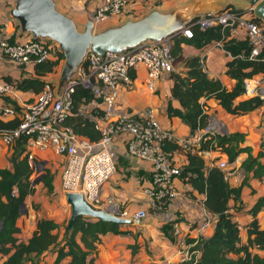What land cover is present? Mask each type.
Here are the masks:
<instances>
[{
  "label": "trees",
  "instance_id": "obj_1",
  "mask_svg": "<svg viewBox=\"0 0 264 264\" xmlns=\"http://www.w3.org/2000/svg\"><path fill=\"white\" fill-rule=\"evenodd\" d=\"M225 8L234 9L233 5H227ZM14 26L13 32L1 34L0 38L6 36L8 42L14 41L18 32L17 23H14ZM212 40L219 41L221 47L230 54V58L225 61L224 70V73L234 80V84L229 88L225 87L218 78L207 76L198 55H182V44L200 47ZM45 41L48 44L51 40L45 39ZM168 51L172 64L178 61L181 68L168 72L169 96L176 100L177 105H173L168 99L164 110L166 116L178 117L187 127L188 135L193 134L196 129L204 128L207 123L208 114L204 111L203 99L212 98L226 112L234 115L246 113L262 104L263 99L258 95L236 98L242 94L243 77L264 71V51L249 57L247 39L231 36L228 27L220 24L204 29L193 26L190 37L172 36ZM62 59V53L57 48L53 58L32 63V74H21L16 79L4 76L3 80L11 82L16 89L30 90L35 94L41 89L46 75L56 71ZM80 66L86 67L85 59ZM130 76L134 78L135 75L131 72ZM69 98V113L64 116L62 123L70 126L74 133L89 141H97L100 132L95 128L94 120L88 114L100 116L101 110L94 106L88 113H83L80 107L92 100L99 102L100 98L95 97L90 88L81 83L74 84L72 91L69 92ZM3 100L4 103H10L18 110L19 106L15 100L7 96H4ZM18 121L16 115L7 120L0 119V129L4 131L13 129ZM25 139L26 135L23 133L14 139L9 145L8 166L0 168V255L4 256L0 264H38L40 255L47 250L55 254L51 264H59L66 257L68 260L65 264H95L93 254L102 234L106 232L132 234L131 230L123 228L121 223L79 215L74 218L67 231L63 230L60 238L59 232L64 227L66 219L58 223L48 217L35 219L34 229L25 241L15 235L18 231L16 219L19 216V206L28 194L34 192V183L41 181L46 194L49 196L53 194V173L49 169L44 167L37 178L31 177L33 168L28 165L24 152ZM243 140L244 133L240 131L224 133L212 131L206 133L198 145L189 144L187 147H182L174 141H163L162 149L171 158L173 151H183L184 161L178 166L177 177L203 194L202 204L214 216L212 233L206 238L197 240L193 246H189L188 258L168 264H264V255L258 253V250L264 249V229L260 227L257 219V214L264 210V137L260 139L255 154L251 153L249 145L241 144ZM204 149L217 150L224 154L229 164H234L239 154L244 153L239 163L242 176L236 185H230L216 165L205 163L198 153ZM118 160L121 162L120 157ZM121 164L124 166L123 162ZM135 173L139 175L141 170L138 169ZM249 177L262 182L263 192L257 195L247 209L249 218L243 224L246 236L242 241L240 225L229 209L232 207L236 210L241 207V189L248 185ZM229 201H233L232 205ZM162 207L161 204L160 208ZM157 209L149 206L151 211ZM174 222V219H171L159 226L162 234L170 241H174L172 233ZM184 240L189 244L195 242V239L190 238L186 233ZM128 247L134 251L137 244H128ZM195 250L198 251L197 255L194 253Z\"/></svg>",
  "mask_w": 264,
  "mask_h": 264
},
{
  "label": "built area",
  "instance_id": "obj_2",
  "mask_svg": "<svg viewBox=\"0 0 264 264\" xmlns=\"http://www.w3.org/2000/svg\"><path fill=\"white\" fill-rule=\"evenodd\" d=\"M140 1L142 0H100L88 17L94 28H100L110 18L118 21L128 17L135 18L140 16V12L129 5ZM241 10L224 8L212 15L195 17L183 29L163 41H142L121 52L105 51L100 56L88 50L84 56L86 67H77L76 79L68 81L61 94L55 92L52 80L45 79L41 89L29 100L17 103L18 110L10 103L3 102L0 105V119L7 120L14 115L19 119L13 129H0V142L9 146L18 135L25 134L24 152L28 165L33 169L39 153L49 149L59 154L64 161L59 174L60 188L64 193L79 192L92 206L96 205L102 183L111 177L115 169L118 152L113 139H117L124 146L125 155L138 161L147 170L150 180L143 190L149 197V206L159 209L161 204L164 205L177 194L172 180L179 172V165L162 149L163 141H174L182 147L198 145L206 133L212 132V120L210 122L208 117L204 128L196 129L191 135L177 137L171 129L159 123L156 110L152 106L135 112L127 109L116 110L118 94L121 89L131 88L133 78L130 73L138 68L144 70V87L154 92L158 78L173 68L168 51L171 37H190L193 26L201 29L216 24L226 26L231 33H241L247 39L249 57L264 51V21L256 19L247 6H243ZM45 39L28 35L21 40L15 38L8 42L6 36H3L0 38V56L8 57L18 64H32L53 58L54 42L47 44ZM215 43L221 46L219 41ZM76 83L89 87L93 95L100 98L99 102H90L101 110V115L88 114L100 132L97 141H89L62 123L64 116L69 113V92ZM12 87L9 82L0 79V96H7ZM242 94L246 97L258 95L264 101V71L243 77ZM87 104H83L80 109L87 107ZM208 151L209 149H204L198 153L204 156ZM212 164L221 170L226 181L240 180L241 173H237L235 165L229 164L225 158L216 157L210 163ZM107 203L113 205L110 199H107ZM109 211L117 213L115 207ZM117 214L139 220L147 212L144 208H137L122 209ZM169 220L171 219L167 221ZM172 229L173 235L178 236L177 244L186 248L188 258L191 244L185 242V233L178 231L175 222Z\"/></svg>",
  "mask_w": 264,
  "mask_h": 264
},
{
  "label": "crops",
  "instance_id": "obj_3",
  "mask_svg": "<svg viewBox=\"0 0 264 264\" xmlns=\"http://www.w3.org/2000/svg\"><path fill=\"white\" fill-rule=\"evenodd\" d=\"M59 4L66 5V0H58ZM187 0H179L168 6V8L181 4ZM9 5H12L13 0H6ZM244 3V0H240ZM139 2L130 4L135 9L138 8ZM5 9H0V35L10 34L15 29L16 23L10 17L4 16ZM166 9V8H162ZM145 12V11H144ZM142 12V13H144ZM85 18L82 19L84 21ZM114 18H110L106 24L114 23ZM15 38L18 40L30 35L29 33H21L17 28ZM231 36L236 38H243L241 33H231ZM181 52L183 56L198 55L201 59V65L208 77L218 78L225 87L229 88L234 84V80L229 78L225 73V61L230 58V54L226 52L215 41H209L200 47H194L190 44H182ZM172 69L181 68L178 61L172 64ZM56 71L50 72L45 79L53 80V75ZM21 74H32L31 63L18 64L10 58L0 56V79L4 76H9L11 79L18 78ZM52 75V76H51ZM131 88L121 89L116 101V110L127 109L130 111H139L147 106H152L156 110V115L159 123L166 128L171 129L177 137H184L188 135L187 127L180 122L176 116H166L165 105L168 99L173 105H177L175 99L169 96L170 79L167 74H162L156 84L154 92L148 91L143 83L144 70L138 68L134 72ZM12 86L13 84L9 82ZM34 94L30 90H19L15 87L11 88V92L7 95L9 99L20 103L24 100H29ZM243 94L236 99L244 98ZM4 96H0V105L4 102ZM204 100V111L208 114L216 124L223 126L224 132L240 131L244 133V140L242 145H249L251 153L255 154L259 148L260 139L264 137V101L257 108L243 114H230L226 112L221 106L215 103L212 98ZM87 108L94 107L88 103ZM215 131V130H213ZM218 132V131H215ZM113 144L118 152L117 162L111 177L102 183L99 191L101 201L97 205L100 208L110 210L117 205L119 209L134 210L137 208H144L147 212L146 216L136 220L132 223L122 224L123 228L131 230L132 234H114L106 232L100 236V241L97 243L96 252L93 254L95 264H168L170 262L177 263L187 258L185 252L186 248H181L177 244L178 236H174V241H170L162 234L159 226L168 219H174L178 227V231L188 234L190 238L197 240L208 237L213 231L214 216L210 214L203 206V194L194 190L189 183L182 181L179 177H174L172 184L176 190V195L165 202L162 208L148 212L149 197L144 192L143 188L149 184V175L142 165L127 155H125L124 146L117 140L113 139ZM10 152L9 146L0 142V168L8 166L7 155ZM121 158V162L118 160ZM205 163H210L216 157L225 158L224 154L217 150L209 149L206 155L202 156ZM244 157V153L239 154L234 165L236 170L241 173L242 169L239 167L240 160ZM55 159L63 160V158L51 150H45L38 154L35 160V168L31 177L40 174L42 168L49 169L53 173V194H56L57 199L64 195V192L59 185L58 170L54 173ZM172 159L176 164L184 161V154L182 150L173 151ZM141 170L137 175L136 170ZM34 178V179H35ZM230 185H236L238 182H228ZM34 192L28 194L23 200V206L19 216L16 219L18 231L15 235L25 241L31 234L35 226V219L38 217H48L61 223L68 217V210L61 206L56 198L48 199V194L41 181L34 183ZM263 192L262 182L256 178L249 177L248 185L243 186L240 193V208L233 209L230 207L233 218L239 223V232L241 240H245V230L243 224L248 220L249 216L247 209L255 201L257 195ZM43 194V195H39ZM113 199L114 204H108L107 199ZM239 201L237 200L236 203ZM233 201H229L232 205ZM118 213V212H117ZM257 219L261 228L264 229V210L257 214ZM130 224V225H129ZM64 228V227H63ZM63 228L59 232V238L63 234ZM135 243L137 247L134 251L128 247V244ZM197 255L198 251H194ZM259 254L264 255V249L258 250ZM54 253L50 250L45 251L40 255L38 264H51L54 259ZM4 256L0 255V263ZM68 258H63L59 264H65Z\"/></svg>",
  "mask_w": 264,
  "mask_h": 264
},
{
  "label": "water",
  "instance_id": "obj_4",
  "mask_svg": "<svg viewBox=\"0 0 264 264\" xmlns=\"http://www.w3.org/2000/svg\"><path fill=\"white\" fill-rule=\"evenodd\" d=\"M187 0L170 8H150L135 18H124L116 23L94 28L88 17L78 28V22L59 10L55 0H13L6 10L21 33H29L33 38H46L54 42L63 59L56 77L52 80L57 94L64 85L76 79V69L88 50L102 56L105 51L121 52L146 40L163 41L173 33L183 29L198 16H208L223 10L227 5L241 10L250 8L256 19L264 21V0ZM69 205V214L64 224L67 231L76 216H88L106 221L132 223L129 217L120 216L109 210L93 207L77 191L64 193ZM23 202L19 206L21 212Z\"/></svg>",
  "mask_w": 264,
  "mask_h": 264
},
{
  "label": "rangeland",
  "instance_id": "obj_5",
  "mask_svg": "<svg viewBox=\"0 0 264 264\" xmlns=\"http://www.w3.org/2000/svg\"><path fill=\"white\" fill-rule=\"evenodd\" d=\"M56 1V6L59 10L63 11L64 13L68 14L69 16H71L73 19H75L77 22H78V28H81V24H82V19L83 18H88V15L90 13V11L98 4V2L100 0H66V5L62 7L61 4H59L58 0H55ZM179 0H142L140 1L138 4V8H136V10L139 13V15L143 14L142 12L150 9V8H168V6H171L172 4H175V2H178ZM13 3V2H12ZM9 5L8 2H6V0H0V9L3 10L5 9L7 6ZM6 10L5 9V13H4V16H7L8 15L6 14ZM84 19V20H85ZM116 20V19H115ZM116 22H119V21H115L114 23ZM113 23V22H112ZM110 24V23H108ZM106 24H102V26H105ZM101 26V27H102ZM99 27L95 28V29H98ZM52 48H53V51H55L57 49V46L55 43H52ZM61 64H62V61H61ZM61 64L59 65V67L57 68L56 70V73H55V77L60 69V66ZM52 76V75H51ZM54 77V78H55ZM53 78V79H54ZM90 108H87V107H84V108H81L80 111L83 112V113H88ZM210 122L212 119H210ZM210 130L213 131H218L219 133H223V126H221L220 124H216L213 120L210 124ZM63 164H64V161L63 160H57L55 159V166L53 167V172L55 173L57 170H58V174H60V171L63 167ZM237 173H240L238 170H236ZM35 178V176H33ZM33 178V179H34ZM39 195H43V194H40L38 193ZM48 196V199H50V196ZM56 198L57 199V196L56 194L52 195V198ZM110 198V197H109ZM58 202L61 206L65 207L66 211L68 210V214H69V205L68 203L65 201V197L64 195L59 197L58 199ZM110 200L114 203L113 199L110 198ZM101 201H104L103 199H101L100 197L98 198L97 202L95 203L96 205H92L93 207H99L97 204L100 203ZM116 204V203H114ZM115 210L118 212V208H117V205H115ZM111 209H114V207H112ZM148 209V212H152L151 210ZM151 209V208H150ZM67 214V215H68Z\"/></svg>",
  "mask_w": 264,
  "mask_h": 264
}]
</instances>
